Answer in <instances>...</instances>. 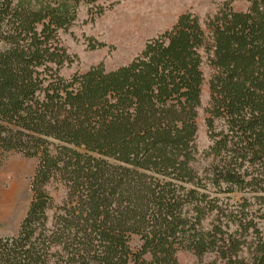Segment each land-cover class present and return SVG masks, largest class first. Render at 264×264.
Wrapping results in <instances>:
<instances>
[{
  "label": "trees",
  "instance_id": "trees-1",
  "mask_svg": "<svg viewBox=\"0 0 264 264\" xmlns=\"http://www.w3.org/2000/svg\"><path fill=\"white\" fill-rule=\"evenodd\" d=\"M244 1L203 22L185 11L127 63L65 77L61 35L107 0H0V166L37 159L0 264H177L179 250L264 264V0ZM203 56L211 161L196 169Z\"/></svg>",
  "mask_w": 264,
  "mask_h": 264
},
{
  "label": "rangeland",
  "instance_id": "rangeland-1",
  "mask_svg": "<svg viewBox=\"0 0 264 264\" xmlns=\"http://www.w3.org/2000/svg\"><path fill=\"white\" fill-rule=\"evenodd\" d=\"M223 1H231L235 9L247 6L244 0H191L183 5L178 3L175 7L166 4L160 6L152 0H107V8L92 22L87 21L86 7H81L75 24L61 35L62 43L72 61L65 64L60 73L69 77L75 72L82 73L99 62L107 70L114 69L130 61L148 39L169 29L181 13L190 11L203 22ZM140 2L141 11L136 15L131 14L130 9ZM115 19L118 23H115ZM212 73L213 70L203 56V85L196 119V169H202L211 161V157L206 154L211 140L205 118L209 107L208 81ZM36 165V158H27L15 152L5 155L0 166V236L17 233L31 199L30 181ZM50 194L58 202L61 192L51 189ZM177 264L221 263L214 253L205 254L199 259L191 251L179 250Z\"/></svg>",
  "mask_w": 264,
  "mask_h": 264
},
{
  "label": "bare ground",
  "instance_id": "bare-ground-1",
  "mask_svg": "<svg viewBox=\"0 0 264 264\" xmlns=\"http://www.w3.org/2000/svg\"><path fill=\"white\" fill-rule=\"evenodd\" d=\"M152 1H154L157 5H162V4H166L167 6H172V7H175V6H178L179 4H181V5H183V4H185V3H187L188 1H191V0H185V1H183V0H152ZM179 3V4H178ZM141 9H142V7H141V2L138 4V6H136V7H132L131 9H130V13L132 14H138V11L140 10L141 11ZM121 15H123V14H121ZM117 19H119V18H117ZM117 19H115L114 21H115V23H118V20ZM120 20V19H119ZM121 21V20H120ZM2 203V202H1Z\"/></svg>",
  "mask_w": 264,
  "mask_h": 264
}]
</instances>
